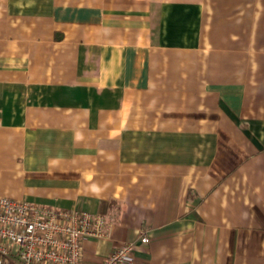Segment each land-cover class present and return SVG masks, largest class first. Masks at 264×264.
Segmentation results:
<instances>
[{"label": "crops", "instance_id": "crops-1", "mask_svg": "<svg viewBox=\"0 0 264 264\" xmlns=\"http://www.w3.org/2000/svg\"><path fill=\"white\" fill-rule=\"evenodd\" d=\"M0 196L102 215L85 264H264V0H0Z\"/></svg>", "mask_w": 264, "mask_h": 264}, {"label": "built area", "instance_id": "built-area-1", "mask_svg": "<svg viewBox=\"0 0 264 264\" xmlns=\"http://www.w3.org/2000/svg\"><path fill=\"white\" fill-rule=\"evenodd\" d=\"M109 229L102 215L88 210L0 196V264H85L84 242L105 238ZM140 241H150L147 231ZM136 246L125 241L96 264H134Z\"/></svg>", "mask_w": 264, "mask_h": 264}]
</instances>
